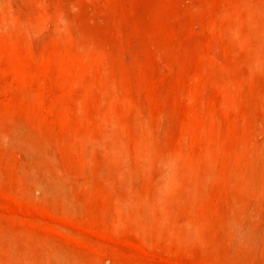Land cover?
<instances>
[{"label": "rangeland", "instance_id": "obj_1", "mask_svg": "<svg viewBox=\"0 0 264 264\" xmlns=\"http://www.w3.org/2000/svg\"><path fill=\"white\" fill-rule=\"evenodd\" d=\"M0 264H264V0H0Z\"/></svg>", "mask_w": 264, "mask_h": 264}]
</instances>
